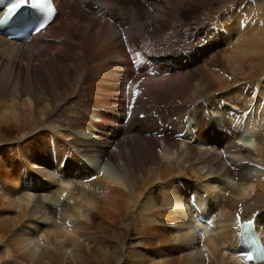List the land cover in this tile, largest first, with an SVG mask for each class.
<instances>
[{
    "label": "bare ground",
    "instance_id": "obj_1",
    "mask_svg": "<svg viewBox=\"0 0 264 264\" xmlns=\"http://www.w3.org/2000/svg\"><path fill=\"white\" fill-rule=\"evenodd\" d=\"M57 1L30 44L0 37V264H241L242 221L264 226V0Z\"/></svg>",
    "mask_w": 264,
    "mask_h": 264
},
{
    "label": "rangeland",
    "instance_id": "obj_2",
    "mask_svg": "<svg viewBox=\"0 0 264 264\" xmlns=\"http://www.w3.org/2000/svg\"><path fill=\"white\" fill-rule=\"evenodd\" d=\"M261 1V3H262V0H260ZM230 3H231V0H224L223 1V5L225 6V7H228L229 5H230ZM126 35V34H125ZM128 35L129 34H127L126 36L128 37ZM128 41H130V40H128ZM188 59H190V57L189 56H184L182 59H176V58H174V60L175 61H181V62H186V61H188ZM162 61V60H161ZM187 64V63H186ZM233 109H231V111H232ZM226 128V127H225ZM220 129H218V130H216V129H210L209 131H208V135H210L211 136V139H212V137H213V135H211V132L214 134V136H215V139H217V136H218V131H219ZM94 134L96 133V132H93ZM205 133H207V130H205ZM204 133V134H205ZM93 134L92 133H89V136L88 137H90V136H92ZM147 135H151V134H147ZM197 136H198V132H197ZM144 137H146V135H144ZM175 137H177V135H175ZM214 141V140H213ZM0 143L1 144H3L2 143V141H0ZM8 143V145H10V144H12L13 142L12 141H10V142H7ZM5 141H4V144H7ZM112 149V148H111ZM76 172V171H75ZM190 191H192L191 189H190ZM53 191L52 190H50V191H48V192H46V194H49V195H53ZM228 194V193H227ZM264 221V220H263ZM83 240H85V241H83ZM81 242L83 243V247H84V249H86L85 247H87L88 249V251L90 250V254H91V257H92V260H94L95 262L96 261H99V257H96V251H95V249H98V246H97V244L96 243H94L93 245L91 244L92 243V241H89V239H81ZM89 242H91L90 244H89ZM84 243H85V245H84ZM89 246H91L90 248H89ZM96 247V248H95ZM140 249V248H139ZM140 252H141V250H140ZM146 257V256H145ZM86 261H87V258H85L84 257V261H83V263H86ZM72 262V261H71ZM71 262H70V260H68L67 262H66V264H71ZM91 262L90 261H88L87 262V264H90ZM92 264V263H91Z\"/></svg>",
    "mask_w": 264,
    "mask_h": 264
},
{
    "label": "snow or ice",
    "instance_id": "obj_3",
    "mask_svg": "<svg viewBox=\"0 0 264 264\" xmlns=\"http://www.w3.org/2000/svg\"><path fill=\"white\" fill-rule=\"evenodd\" d=\"M31 3L34 7L38 5H43V7H35V10L43 16L46 12H51L53 9L50 7V0H17L16 3H13L11 7L7 9L6 19L11 18L12 14L16 12V10L25 3ZM41 30V26H37L35 31L39 32Z\"/></svg>",
    "mask_w": 264,
    "mask_h": 264
}]
</instances>
